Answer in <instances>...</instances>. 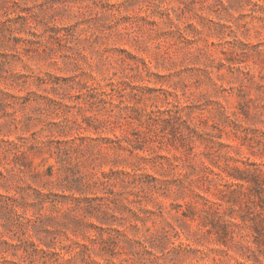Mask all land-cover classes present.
<instances>
[{"label": "rangeland", "instance_id": "rangeland-1", "mask_svg": "<svg viewBox=\"0 0 264 264\" xmlns=\"http://www.w3.org/2000/svg\"><path fill=\"white\" fill-rule=\"evenodd\" d=\"M0 264H264V0H0Z\"/></svg>", "mask_w": 264, "mask_h": 264}]
</instances>
